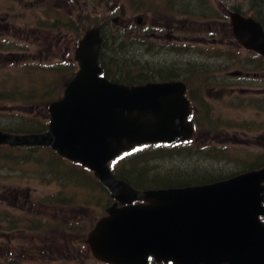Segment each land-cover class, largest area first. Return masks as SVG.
Segmentation results:
<instances>
[{
  "label": "water",
  "instance_id": "1",
  "mask_svg": "<svg viewBox=\"0 0 264 264\" xmlns=\"http://www.w3.org/2000/svg\"><path fill=\"white\" fill-rule=\"evenodd\" d=\"M234 36L264 56V31L230 15ZM101 29L87 30L75 52L78 70L49 107L46 132L0 130V145L44 146L89 168L110 192L108 215L90 232L94 257L109 264H264V168L181 188L137 190L110 163L145 144L192 138L191 103L180 80L125 85L103 76Z\"/></svg>",
  "mask_w": 264,
  "mask_h": 264
},
{
  "label": "rangeland",
  "instance_id": "2",
  "mask_svg": "<svg viewBox=\"0 0 264 264\" xmlns=\"http://www.w3.org/2000/svg\"><path fill=\"white\" fill-rule=\"evenodd\" d=\"M56 1L57 0H53V2ZM221 1L224 0H210L217 10L216 15H218V18L209 17L210 12L208 11L204 16L197 12L196 18L189 17L184 11H177L175 12L176 14L173 20H169L176 27L175 29H182L181 26L177 27L176 21H183V19L186 18H191L192 20L201 22L205 25H207L206 23H212L213 35H210L203 30L202 33H198L197 36L202 35V37L208 39H212L216 36L219 40H225L222 34L223 27L220 23L215 22H222L221 20H223V17L225 16L220 10ZM225 1L229 6H235L241 2V0ZM141 2L142 0H102V3L95 12V14L97 13L96 15L100 16L99 18L101 19V22L95 23L96 21L90 20L88 25H93V27L101 25L102 33L105 34V36L108 35L110 40L121 32L126 33L130 38L134 39V37L141 35L143 32V26L142 24H137L134 20L129 26H125L121 23L124 20L121 12L123 8H126L129 12L128 16L131 15L135 18L140 17L142 15ZM34 6H39L36 8L37 11L33 10ZM45 7L46 4L44 3V0H0V15L10 13L17 17V29L20 28L24 32L27 31L25 34H30L32 30L39 28L38 24H40V22H45V11H43ZM90 8H92L91 5ZM113 8L114 10H112ZM158 10L160 9H156L155 11ZM91 14L93 15L94 13L91 12ZM162 15L165 16L164 14ZM108 18L117 19L118 22L110 26H103V21L108 20ZM200 25L201 24L198 23L197 27L199 28ZM89 28L91 27H85L84 29ZM161 28H163L164 32H167L166 28L163 26ZM175 32L173 34H183L181 30ZM157 33H160V31H157ZM160 35H164V33H160ZM35 36L36 35H32L30 41H25V39L19 37L0 38V80L6 75L12 76L13 82L17 83V88L20 90L19 94L24 92V90H29L31 88L32 91L27 92L30 95H24L22 96L23 98L31 97L35 99L38 97V89H40L39 87L41 83L45 80L51 82V76L48 75L50 72L39 73L38 70H34L35 68L41 70L47 65L49 59H53L54 61H50V64H62L66 59L65 57L63 59L62 55H64V50L67 46H70L67 54L71 55H68V57H73L74 54V43L71 35H63L60 44V52L57 53V57L55 58H53V56L47 58V49L41 44L49 42H44V40H37L36 42L34 40ZM55 39H57L56 35L55 38L52 39L54 40L53 43H55ZM152 42L164 47L160 48V46H158L159 49L156 48L155 50H148L145 48L144 63L147 68H145L146 71L149 69V64H157L158 68L169 67L175 73L180 71L182 74L186 75V79L193 77V75L191 76L190 73L188 74V72H186L185 68L187 66L206 63L208 65H213V60H208V58L213 59V57L210 56L215 54L214 52L216 48L214 46L205 47L197 45L192 50H189L184 49L181 47L182 45H177L175 43L170 45L163 44L169 42L167 39H162V41L153 40ZM220 47V45H217L218 49H220ZM229 49H234L232 52L237 53V51H235V46L230 45ZM14 53L21 57L20 60L16 58V60H11L9 63L4 62L3 56ZM218 54H221V52L215 55ZM34 64L39 65L40 67H37ZM241 66V64L237 63V60L230 62V59H228L227 62L221 61L217 67L208 72L198 70L196 78L193 77L188 81V84L191 85L194 82L195 84L202 82L204 84L206 83V87H203L202 90V104L199 103V106L203 111H206L208 118L212 116L215 119L220 120L211 124L209 129H200L187 145L176 147L174 156L159 158L156 162H151L146 165V169L149 171L156 169L159 174H162L161 171L164 172L163 174H174V170L191 173L197 169L205 173L215 171L214 174L218 173L216 176H219L220 174H230L229 172H232L237 168L240 169L249 166L257 160L259 154L263 155L264 150L262 143L264 140L259 139V136L262 134L263 137L264 134L257 133V128H252L253 126H246V121L258 120L259 122H262L264 120L262 111L253 107V102L249 103V101L252 100L251 98L264 97V91L248 90L243 94H240L239 92L240 89L246 90L247 87L254 88V85H258L261 82L254 80L249 81L250 79L243 80V82L238 83L235 86L236 90L232 93L230 91L221 90L223 88H219V86H217L218 84L213 85L209 79L211 77H222L224 74H227L228 71H236ZM187 68L189 71L194 70L190 67ZM153 73L155 72L153 71ZM153 80L159 81V75H156V77L154 76ZM212 81L214 82V79ZM8 84H10V82ZM1 87L3 88L2 85ZM5 87L9 86L5 85ZM256 88L258 87L256 86ZM61 92L62 89L60 90V93ZM235 93L236 95H234ZM5 96L11 98L12 94L10 92L4 93V91L0 90V122L3 120H10L16 115L29 118H39L42 115L39 116L37 111L44 108L47 104L21 105L18 103L5 102L2 101L6 100ZM42 96L44 97V95ZM236 96L242 100V102L240 100L241 106H230L229 104L231 100L237 98ZM27 100L29 99H25V101ZM35 101L38 102V98L30 103H35ZM7 125L8 124H4L3 130L9 132ZM209 130L215 132L210 133L207 138H204V136L202 137V132ZM217 131L223 133H218V137H216ZM236 137L239 142L236 141ZM210 144H220L216 146L214 145L215 147H213V149L222 152L220 157H211L201 154L203 149ZM188 147L193 149L192 152L194 154L190 156V158H187L186 155H177L181 151H186ZM8 150L7 146H0V152ZM29 157H31V155ZM1 162L2 161H0V214H3V217H0V264H11V262H13V264H100L89 252V249L86 248V236L82 238L80 236V229L77 227L81 223L87 230L91 229L90 227H92L93 222H91L92 213H90L89 210L93 212V206L90 204V206H87L89 208H82L81 204H78L80 202L76 201L70 202L73 204H68L70 206L63 208L61 207V203H57L56 200H47L44 197L49 194L58 193V190L62 187L67 189V195H74L76 193H72V191L75 190L73 187L62 186L55 178L49 180L41 178V172L33 171V164L24 163L23 166L21 163L13 168H1V166H3ZM21 166L23 167L20 168ZM142 166L144 165L141 164L138 166L139 171L142 169ZM15 191L19 193L20 197L17 206H13L10 203V201H12L11 196ZM76 192H79L80 200H86L85 196H83L85 193L84 190L78 189ZM27 193L30 196L29 204H31V209L33 207L32 212L28 209L23 210L22 208L23 202L26 200L28 201L25 197ZM90 200L91 199L88 198L87 202H91ZM55 204H57V206ZM47 205H51L52 207L46 208ZM39 210H47L51 214L48 216L54 220L53 224H49L50 227H44L42 229L32 227V224L37 222L36 219L44 217V215L38 214L37 211ZM94 211V215H98L96 213L97 210ZM55 215H57L58 223L56 222V217L54 218ZM13 219L17 220V222L15 221L13 224L14 228H12V230L6 229L12 227L11 221H14ZM44 219L46 221V217H44ZM74 220H76V223L71 226L70 222ZM50 231L54 232L52 233ZM80 247L86 249L83 257H77L75 255V251ZM65 249L70 250L72 255L63 257L62 254ZM49 253L50 255H48ZM27 255H29V258L26 257Z\"/></svg>",
  "mask_w": 264,
  "mask_h": 264
},
{
  "label": "flooded vegetation",
  "instance_id": "3",
  "mask_svg": "<svg viewBox=\"0 0 264 264\" xmlns=\"http://www.w3.org/2000/svg\"><path fill=\"white\" fill-rule=\"evenodd\" d=\"M107 1V0H106ZM111 1V0H109ZM44 3L46 4V7L43 9L45 11V22L38 24L39 28L36 30H32L30 34H25L26 32L22 31L20 28L17 29L18 23H17V17L11 15L10 13H6L4 15H0V38H6V37H19L21 39H25V41H30V38L32 35H36L34 37V40L37 42V40H44V42H49V43H41L46 49H47V58H50L53 56V58L57 57V53L60 52V44L63 38V35H71L72 36V41L74 43L73 50L74 54L73 57H68L71 56L68 53V50L70 46H67L65 48L64 55H62L63 59L64 57L66 58L64 62L61 64H50V61L54 62L52 60H48L47 65L45 66L46 69H48L50 72H56L59 69H62V65L65 66L64 69H67L68 67L75 68L72 74H75L77 72V63L75 60V52L78 47L79 41L83 37L82 34L86 31L84 29L85 27H93V25H88V22L91 21H96L95 23L101 22V19L99 18V15H96L95 12L99 8L100 4L102 3V0H57L56 2H53V0H44ZM90 5L92 8H90ZM39 6H34L33 10L37 11L36 8ZM214 7V4L210 2V0H142L141 2V9H142V15L140 17L135 18L134 16H128V11L126 8H123L122 10V16L124 17V20L121 22L125 26H129L132 21H136L137 24H142L143 26V32L141 33V38L146 42L144 44V50L150 49V45H155L153 47L160 46L164 47L162 45H156L152 41L153 40H161L162 39H167L169 42L163 43V44H177V45H182L181 47L184 49H189L192 50L194 47L197 45L200 46H205V47H215V54L221 52V54L218 55H213L210 57H213V59L208 58V60H213V65H208L206 64H192L190 65V68L195 69L193 70L194 72L192 73L193 77L196 78V75L198 74V70H201L203 72H208L209 70L217 67V65L221 61L227 62L228 59L231 61H236L237 63L241 64L242 66L237 69L236 71H228L227 74H224V76L216 78V77H211L209 78L210 81L213 83V85L218 84L219 88H223L221 90L223 91H230L234 92L236 90L235 86L238 83L243 82V80L250 79L249 81H260L261 83L258 85H254L253 87H247L245 89H240V94L244 93L245 91L248 90H254V91H264V56L259 54L258 52L254 50L247 49L240 41L234 36V32L232 29L231 25V20H230V15L232 12H238L245 18H253L256 22L260 23L263 31H264V0H241L238 5H233L229 6L226 4V1H221V11L223 15H225L222 22L215 21L217 23H220V25L223 27L222 28V34H223V39H217L216 36H214L212 39H208L205 37L197 36L198 33H202L203 30H205L207 33L210 35H213V25L212 23H206L207 25L201 23V22H196L192 20L191 18H186L183 19V21L175 20L177 23V27L181 26L182 29H175L176 27L170 22L169 19H172L175 17V12L184 10L189 17L196 18L197 16V9H207L208 11L211 10ZM115 8V7H114ZM114 8L112 10H114ZM166 10H165V9ZM91 9V10H90ZM156 9H160L158 11H155ZM41 11V10H40ZM91 12L94 14L92 15ZM164 14L165 16H163ZM93 19V20H92ZM118 22L117 19H109L103 21V26H110L112 24H116ZM201 24L200 27L198 28L197 25ZM203 24V25H202ZM98 25V24H95ZM101 27V25H99ZM164 27L167 29V32H164L163 28ZM204 26V27H203ZM172 28V29H171ZM203 28V29H202ZM82 32H80V30ZM181 30L183 34H173L175 31ZM157 31H160V33H164V35H160V33H157ZM12 33V34H11ZM57 33V34H56ZM176 33V32H175ZM40 34V35H39ZM55 35L57 39H54ZM40 36V37H39ZM42 42V41H41ZM53 43V44H52ZM217 45H220V49L217 48ZM230 45L235 46V51L232 52L234 49H229ZM219 47V46H218ZM146 48V49H145ZM159 49V48H158ZM42 54V53H41ZM192 56V55H190ZM20 60V56H18L16 53L14 54H8L6 56H3V60L6 63H9L11 60ZM42 61V60H41ZM218 61V64H217ZM220 61V62H219ZM1 64V63H0ZM229 64V63H228ZM37 67H40L39 65L34 64ZM252 68V70H251ZM36 69V68H35ZM42 71L44 68L41 69ZM55 76V75H54ZM214 79V82L212 81ZM58 80L56 76L54 77V81ZM65 80L66 78H62L61 82L62 85H57L51 82L55 86H64L65 85ZM209 81V82H210ZM235 81V82H233ZM187 88H186V95L188 99L191 102L192 105V111H191V122L194 126V135L202 128H207L209 129L210 125L213 124L215 121L218 119H215L214 117L210 116L208 118V115L206 114V111H203V109L199 106V103L202 104V90L203 87H206V83H197L195 84L192 83L189 85L187 82H185ZM256 86L258 88H256ZM216 87V86H215ZM209 90V89H207ZM236 95V93L234 94ZM197 99L195 103L191 98ZM237 97V96H236ZM252 100L249 101V103L253 104V107H255L257 110H261L264 118V97H256V98H251ZM241 99L239 97L233 98L230 102V106H241ZM48 106H44L41 110L37 111L39 116H40V123L44 120L50 121V113L48 110ZM210 114V113H209ZM208 118V119H207ZM221 118V117H220ZM207 119V120H206ZM220 120V119H219ZM218 120V121H219ZM222 122V121H221ZM220 123V122H219ZM244 123V122H243ZM247 125L246 126H253L252 128H257V133H263L264 134V120L262 122H259L258 120H253V121H246ZM245 124V123H244ZM255 131V130H253ZM215 131L209 130V131H203L202 137L207 138L210 133H213ZM218 133H223L220 131H217L216 137H218ZM259 139L264 140V135L262 137V134L259 136ZM235 141V140H234ZM236 141L239 142V140L236 137ZM216 146L220 144H210L209 146ZM262 147L264 150V142L262 143ZM26 148V147H23ZM263 158V162L259 164L256 168L254 169H249L244 172L252 171V170H259L264 168V153L263 155L259 154ZM24 166V164H23ZM21 166L20 168H22ZM3 167V166H1ZM242 172V173H244ZM228 178L220 179L215 182L227 180ZM49 180V179H48ZM211 182V183H215ZM264 186V182H263ZM264 195V194H263ZM53 196V195H52ZM52 196H47L44 197L47 200H54L55 199ZM25 197L28 199V201H24L22 208L23 210H29L30 212L33 211V207L31 209V204L30 203V196L27 193ZM12 201L10 203L13 206H17V202L20 200L19 198V193L18 192H13L12 196ZM79 195H65L62 196L61 200V207L65 208L70 205L68 204H73L70 202H76L79 201L81 204L82 208H89L87 206H90V204L93 206V212L94 210H97L98 215H94V213L89 210L90 213H92V221L93 225L90 227L91 229H86L83 224H79L77 227L80 229V236L83 238L85 237V243L87 245V249H89V252L92 254L94 257L90 245L87 243L88 236L91 231H93L97 223L107 215L104 213L102 216L100 211L98 210V206L93 202H87L79 199ZM45 199V201H46ZM72 200V201H71ZM57 206V204H55ZM28 206V207H27ZM85 206V207H84ZM262 206L264 207V201L262 203ZM52 207L51 205H47L46 208ZM57 210V209H55ZM59 211V210H57ZM36 212V210H35ZM38 214L44 215L46 217V221L44 217H41V219H36L37 222H34L32 224V227L36 229H42L44 227H50L49 224H53V218L49 217L48 215H51L49 211L45 210H39L37 211ZM56 212V211H55ZM47 215V216H46ZM0 217H3V214H0ZM56 217V222L58 223V218L57 215L54 216ZM14 221H11V226L6 229L12 230L13 224L15 221L17 222L16 219H13ZM259 220L264 224V214L259 215ZM47 223V224H46ZM76 223V220L71 221L70 225L73 226ZM2 225V223H1ZM87 226V225H86ZM31 227V228H32ZM54 232V231H50ZM79 236V234H78ZM85 245V246H86ZM86 249L80 247L75 251V255L77 257H83L85 254ZM52 253V252H51ZM50 255V253L48 254ZM68 255H72L70 250L65 249L63 251L62 256L67 257ZM29 258V255L26 256ZM11 259V258H10ZM72 259H77V258H72ZM97 260V259H96ZM100 264H108L104 262H100L97 260ZM80 262V261H79ZM13 264V262H11ZM51 264V263H50ZM148 264H175L174 262H159L156 260L154 257H149L148 258Z\"/></svg>",
  "mask_w": 264,
  "mask_h": 264
},
{
  "label": "trees",
  "instance_id": "4",
  "mask_svg": "<svg viewBox=\"0 0 264 264\" xmlns=\"http://www.w3.org/2000/svg\"><path fill=\"white\" fill-rule=\"evenodd\" d=\"M207 11V9H197V12L203 16L207 13ZM208 12H210V14L208 13L209 17L218 18V15H216V9L212 8ZM80 32L82 31L80 30ZM102 36L104 38V43L100 55V64L102 66L104 76L113 82L132 86L145 84L148 82H164L172 80H183L184 82L188 83V81L193 78L189 77L186 78V80V75L182 74L180 71L175 73L169 67L158 68L157 64L151 65L149 62V65L147 64L149 69L146 71L147 68L144 63V44H146V42H144L140 35L134 37L133 39L130 38L126 33L121 32L117 36L113 35L114 38L111 40L109 39L108 35L105 36V34H102ZM150 46L152 47L151 50H155L157 48L153 47L155 45ZM187 67H190V65ZM187 67L185 68L186 72H188V74L190 73L192 76L194 71H189ZM61 68L62 69H59L56 72H50L48 69H44L43 71L40 69L34 70H38L39 73L50 72L48 75L51 76L53 83L62 85V78L64 79L68 76L70 78L73 75L72 73L75 68L68 67L67 69H64V65H62ZM153 71L155 73H153ZM54 75L56 78H58V80L54 81ZM156 75H159V81L153 80L154 76L156 77ZM9 82L10 84H8ZM53 83L45 80L41 83L39 87L40 89H38V97L35 99L31 97L23 98L22 96L24 95H30L27 92L32 91V89L30 88L29 90H24V92L19 94L20 90L17 88V83L13 82V77L6 75L0 80V90L4 91V93L10 92L12 97L10 98L5 96L6 100L2 101L18 103L21 105H42L44 103H47L46 105H48L50 102L57 100L61 96V89L63 91V86H55ZM5 85L9 87H5ZM42 95H44V97ZM37 98L39 100L38 102L35 101V103H30ZM25 99L29 100L25 101ZM191 100H193L195 103L197 99L192 97ZM40 121V117L29 118L16 115L10 120H3L0 122V125L2 124L1 126L3 127L4 124H8V131L14 134H31L41 133L48 129V121L44 120L41 123ZM188 143L189 141L180 142L174 145L154 144L134 148L115 160V162L112 164V170L118 178L126 181L135 189L149 190L158 188H181L211 183L220 179L232 177L249 169H254L263 162L262 156L259 155L257 160L251 163L249 166L240 169L237 168L234 171L229 172L230 174H220L219 176H216L218 173L214 174L215 171L205 173L197 169L191 173H185L183 171L178 172V170H174V174H163L164 172L162 171V174H159L156 169L149 171L145 168L146 165L151 162H156L159 158L174 156L176 147L187 145ZM213 147L215 146L205 147L201 154L211 157H220L222 152L220 150L213 149ZM8 148V151L0 152V161H2L1 164L3 165L1 168H13L21 163L22 165L24 163L33 164V171L41 172V178H55L56 181H58L62 186L73 187L76 191L78 189L84 190L85 193L83 196H85L86 199L84 201H87L88 198L91 199V202L94 201V203L98 206V210L102 216L104 215L106 209L112 204V198L110 196L109 190L94 176L90 170L78 163L61 157L51 148L44 146ZM192 150V148L188 147L186 151H181L177 155H186L187 158H190V156L194 155ZM30 155L31 157H29ZM141 164L144 166H142V169L139 171L138 166ZM66 190L67 189L65 187H62L60 190H58V193L52 196L57 203H61L62 196L67 194ZM75 190H73L72 193H76L74 195H79V192H76ZM81 193L83 194L82 191Z\"/></svg>",
  "mask_w": 264,
  "mask_h": 264
}]
</instances>
